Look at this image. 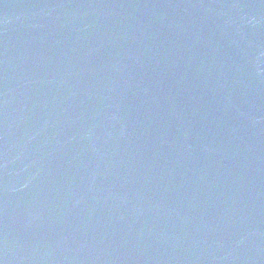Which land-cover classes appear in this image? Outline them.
<instances>
[{
	"label": "water",
	"instance_id": "obj_1",
	"mask_svg": "<svg viewBox=\"0 0 264 264\" xmlns=\"http://www.w3.org/2000/svg\"><path fill=\"white\" fill-rule=\"evenodd\" d=\"M0 264H264V0H0Z\"/></svg>",
	"mask_w": 264,
	"mask_h": 264
}]
</instances>
